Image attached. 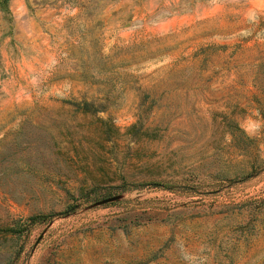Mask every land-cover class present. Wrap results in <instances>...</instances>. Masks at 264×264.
<instances>
[{"label": "rangeland", "instance_id": "obj_1", "mask_svg": "<svg viewBox=\"0 0 264 264\" xmlns=\"http://www.w3.org/2000/svg\"><path fill=\"white\" fill-rule=\"evenodd\" d=\"M0 264H264V0H0Z\"/></svg>", "mask_w": 264, "mask_h": 264}, {"label": "trees", "instance_id": "obj_2", "mask_svg": "<svg viewBox=\"0 0 264 264\" xmlns=\"http://www.w3.org/2000/svg\"><path fill=\"white\" fill-rule=\"evenodd\" d=\"M206 47V45L204 46ZM204 49L202 46H199L198 50H202ZM262 64V60H258L256 63H255V66H257V73L259 72V67L260 65ZM86 79V78H84ZM97 186V184H93L90 186L89 190L93 191V189ZM124 186V182L123 184H117V185H113V184H108L106 187H104V189H109V188H114V187H123ZM162 186L163 187H166V188H170L172 187L171 184H169L168 182H162ZM103 195V194H102ZM107 196H110V190H106L104 192V195L101 197V198H104V197H107Z\"/></svg>", "mask_w": 264, "mask_h": 264}]
</instances>
